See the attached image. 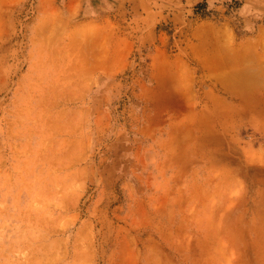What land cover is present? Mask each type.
Masks as SVG:
<instances>
[{
    "label": "rangeland",
    "instance_id": "obj_1",
    "mask_svg": "<svg viewBox=\"0 0 264 264\" xmlns=\"http://www.w3.org/2000/svg\"><path fill=\"white\" fill-rule=\"evenodd\" d=\"M0 264H264V0H0Z\"/></svg>",
    "mask_w": 264,
    "mask_h": 264
},
{
    "label": "bare ground",
    "instance_id": "obj_2",
    "mask_svg": "<svg viewBox=\"0 0 264 264\" xmlns=\"http://www.w3.org/2000/svg\"><path fill=\"white\" fill-rule=\"evenodd\" d=\"M89 48V47H88ZM100 53V52H99ZM95 54V53H94ZM104 55V54H103ZM91 56H93V54L91 55ZM111 59V58H110ZM101 60H103V59H101ZM111 62V61H110ZM91 63H94V62H91ZM96 65V64H95ZM109 67V66H108ZM107 68H105V70H106Z\"/></svg>",
    "mask_w": 264,
    "mask_h": 264
}]
</instances>
